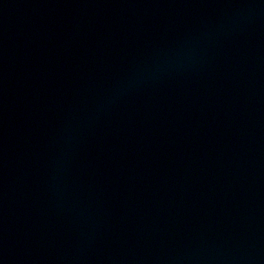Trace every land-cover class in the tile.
Masks as SVG:
<instances>
[{
    "label": "water",
    "instance_id": "1",
    "mask_svg": "<svg viewBox=\"0 0 264 264\" xmlns=\"http://www.w3.org/2000/svg\"><path fill=\"white\" fill-rule=\"evenodd\" d=\"M0 264H264V0H0Z\"/></svg>",
    "mask_w": 264,
    "mask_h": 264
}]
</instances>
